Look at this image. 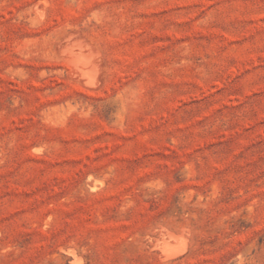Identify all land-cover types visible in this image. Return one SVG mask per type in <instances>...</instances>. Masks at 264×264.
<instances>
[{"label": "rangeland", "instance_id": "rangeland-1", "mask_svg": "<svg viewBox=\"0 0 264 264\" xmlns=\"http://www.w3.org/2000/svg\"><path fill=\"white\" fill-rule=\"evenodd\" d=\"M0 264H264V0H0Z\"/></svg>", "mask_w": 264, "mask_h": 264}, {"label": "bare ground", "instance_id": "bare-ground-1", "mask_svg": "<svg viewBox=\"0 0 264 264\" xmlns=\"http://www.w3.org/2000/svg\"><path fill=\"white\" fill-rule=\"evenodd\" d=\"M71 40L73 41V44L70 42V46H68L69 42L64 47L62 45L64 51L66 52L68 61L70 62L69 64H71L74 72L83 79L82 81L84 84L88 86H95L98 82V70L95 67H92L93 64L96 63L93 47L88 41L78 36L71 38ZM169 236L172 237L173 234L169 233ZM158 245L160 248V258L162 260L174 258L186 249V241L184 240L180 241L177 245H171L167 241L162 240L159 244H157V246ZM70 252H72V250H70Z\"/></svg>", "mask_w": 264, "mask_h": 264}]
</instances>
